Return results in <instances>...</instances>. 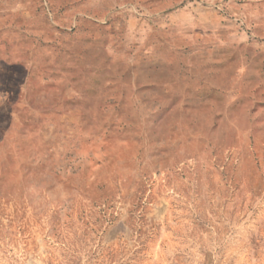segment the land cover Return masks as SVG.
Listing matches in <instances>:
<instances>
[{
	"label": "rangeland",
	"instance_id": "rangeland-1",
	"mask_svg": "<svg viewBox=\"0 0 264 264\" xmlns=\"http://www.w3.org/2000/svg\"><path fill=\"white\" fill-rule=\"evenodd\" d=\"M0 264H264V0H0Z\"/></svg>",
	"mask_w": 264,
	"mask_h": 264
}]
</instances>
